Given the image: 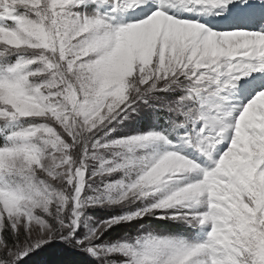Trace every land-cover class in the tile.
Segmentation results:
<instances>
[{
	"label": "snow or ice",
	"instance_id": "obj_1",
	"mask_svg": "<svg viewBox=\"0 0 264 264\" xmlns=\"http://www.w3.org/2000/svg\"><path fill=\"white\" fill-rule=\"evenodd\" d=\"M0 264H264V0H0Z\"/></svg>",
	"mask_w": 264,
	"mask_h": 264
},
{
	"label": "trees",
	"instance_id": "obj_2",
	"mask_svg": "<svg viewBox=\"0 0 264 264\" xmlns=\"http://www.w3.org/2000/svg\"><path fill=\"white\" fill-rule=\"evenodd\" d=\"M58 257L54 253L44 254L39 259H57Z\"/></svg>",
	"mask_w": 264,
	"mask_h": 264
},
{
	"label": "rangeland",
	"instance_id": "obj_3",
	"mask_svg": "<svg viewBox=\"0 0 264 264\" xmlns=\"http://www.w3.org/2000/svg\"><path fill=\"white\" fill-rule=\"evenodd\" d=\"M101 211H103V210H101Z\"/></svg>",
	"mask_w": 264,
	"mask_h": 264
}]
</instances>
